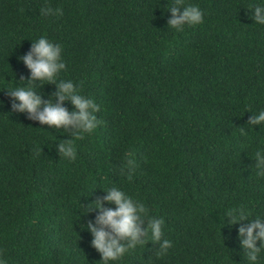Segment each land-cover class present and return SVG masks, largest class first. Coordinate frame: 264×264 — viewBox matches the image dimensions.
<instances>
[{
    "label": "trees",
    "instance_id": "trees-1",
    "mask_svg": "<svg viewBox=\"0 0 264 264\" xmlns=\"http://www.w3.org/2000/svg\"><path fill=\"white\" fill-rule=\"evenodd\" d=\"M183 2L198 5L203 22L177 31L167 26L173 0H0L5 264H103L81 225L96 215L84 206L112 186L163 218L172 242L160 256L158 244L138 245L118 264H248L237 238L248 221L229 226L226 213L264 216L255 165L264 124H247L264 109V25L250 10L259 0ZM43 7L59 12L41 14ZM41 35L63 47L59 79L99 105L92 132L74 138L71 127L41 125L12 108L4 89L27 86L21 78L30 70L19 57ZM34 83L55 101L54 83ZM69 138L74 160L56 148Z\"/></svg>",
    "mask_w": 264,
    "mask_h": 264
},
{
    "label": "clouds",
    "instance_id": "clouds-1",
    "mask_svg": "<svg viewBox=\"0 0 264 264\" xmlns=\"http://www.w3.org/2000/svg\"><path fill=\"white\" fill-rule=\"evenodd\" d=\"M41 14L54 15L59 12L51 7L40 9ZM251 19L258 25H264V0H259L251 6ZM170 16L167 26L180 31L185 25L196 26L203 22L204 13L196 4H185L183 0H173L167 9ZM63 47L58 42L49 40L41 35L32 41L28 53L19 57L23 64L30 70L27 86H7L10 97L13 98L12 108L20 113H26L30 120L38 121L41 125L69 127L74 129L72 137H80L84 133L92 132L99 123L95 113L99 110L91 97L80 94L79 87L71 79H59L62 71L66 70L63 59ZM54 83L55 97L45 100L36 90L38 85L34 82ZM64 101H70L72 110L63 106ZM2 103V102H0ZM250 126L264 124V109L249 117ZM56 145L59 155L69 160H74L76 152L73 139L60 140ZM129 160V166L133 165ZM257 175L264 176V149L255 153ZM107 193L102 200L97 199L87 206L86 211H95L94 221L81 225L91 233V247L99 254L103 264H118L125 256L131 253L138 245L144 246L147 242L158 244L156 255L160 256L172 246L169 239L163 238V218L149 216L145 204L134 199L122 189L112 186L104 189ZM105 202L114 207H106ZM85 211V212H86ZM230 217L229 226L247 220L246 225H241L237 230L240 246L245 250L248 264H258L262 250H264V216L257 215L249 218V213L243 209H232L226 213ZM145 219L147 224L145 225ZM142 225H144L142 227ZM259 241V245L257 244ZM0 264L5 261L0 259Z\"/></svg>",
    "mask_w": 264,
    "mask_h": 264
}]
</instances>
